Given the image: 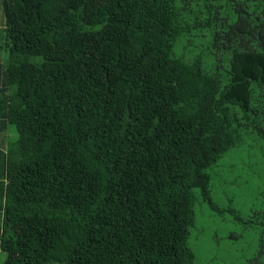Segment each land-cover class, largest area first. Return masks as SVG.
Instances as JSON below:
<instances>
[{"label": "trees", "instance_id": "trees-1", "mask_svg": "<svg viewBox=\"0 0 264 264\" xmlns=\"http://www.w3.org/2000/svg\"><path fill=\"white\" fill-rule=\"evenodd\" d=\"M0 6V264H195L194 202L239 219L209 170L264 148V0Z\"/></svg>", "mask_w": 264, "mask_h": 264}, {"label": "rangeland", "instance_id": "rangeland-1", "mask_svg": "<svg viewBox=\"0 0 264 264\" xmlns=\"http://www.w3.org/2000/svg\"><path fill=\"white\" fill-rule=\"evenodd\" d=\"M2 21L0 6V33ZM2 50L0 56L4 59ZM248 153L250 156L239 150L231 151L209 170L211 198L222 208L234 210L239 219H233L228 211L213 214L206 202H194V224L189 228L187 245L195 264H264V248H258L264 233L245 227V221L259 203L256 194L264 190V148H249ZM259 253L262 254L259 262L248 263Z\"/></svg>", "mask_w": 264, "mask_h": 264}, {"label": "crops", "instance_id": "crops-1", "mask_svg": "<svg viewBox=\"0 0 264 264\" xmlns=\"http://www.w3.org/2000/svg\"><path fill=\"white\" fill-rule=\"evenodd\" d=\"M2 28V27H1ZM3 59L1 56H0V60Z\"/></svg>", "mask_w": 264, "mask_h": 264}]
</instances>
